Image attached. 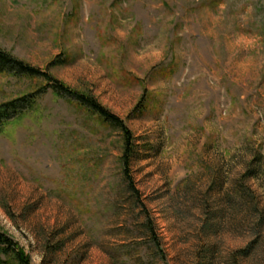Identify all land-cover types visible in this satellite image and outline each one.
Returning <instances> with one entry per match:
<instances>
[{
  "label": "rangeland",
  "instance_id": "374dc122",
  "mask_svg": "<svg viewBox=\"0 0 264 264\" xmlns=\"http://www.w3.org/2000/svg\"><path fill=\"white\" fill-rule=\"evenodd\" d=\"M0 47L132 136L136 192L122 131L50 88L6 126L0 232L30 264H264V0H0ZM43 84L0 74V102Z\"/></svg>",
  "mask_w": 264,
  "mask_h": 264
},
{
  "label": "trees",
  "instance_id": "16d2710c",
  "mask_svg": "<svg viewBox=\"0 0 264 264\" xmlns=\"http://www.w3.org/2000/svg\"><path fill=\"white\" fill-rule=\"evenodd\" d=\"M0 74L13 76L16 78L39 79L44 82L39 88L20 95L18 97L0 102V134L4 131L6 126L13 120L20 118L27 111L33 108L38 98L46 92L48 88L51 89L55 96H61L69 99L77 106L86 111L96 114L103 123L119 128L123 133L124 147L121 156L122 167L128 187L133 192L132 181L128 175V165L131 158V133L127 129L123 120L116 115L110 113L105 107L99 104L93 97L84 95L77 91L70 89L63 83L54 78L46 71H41L24 61L14 57L12 54L0 47ZM144 227L151 233L154 231L153 220L149 215H146ZM158 244V243H157ZM0 245L3 246L5 252H12L19 264H30L23 251L14 247L11 239L0 232Z\"/></svg>",
  "mask_w": 264,
  "mask_h": 264
}]
</instances>
